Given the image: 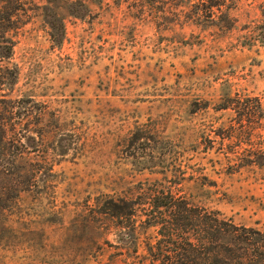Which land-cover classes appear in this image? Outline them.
Instances as JSON below:
<instances>
[{"label":"rangeland","instance_id":"rangeland-1","mask_svg":"<svg viewBox=\"0 0 264 264\" xmlns=\"http://www.w3.org/2000/svg\"><path fill=\"white\" fill-rule=\"evenodd\" d=\"M199 209L264 264V0H0V264H171Z\"/></svg>","mask_w":264,"mask_h":264},{"label":"trees","instance_id":"trees-1","mask_svg":"<svg viewBox=\"0 0 264 264\" xmlns=\"http://www.w3.org/2000/svg\"><path fill=\"white\" fill-rule=\"evenodd\" d=\"M168 209V226L171 230L167 231V236L171 240L181 241L179 232L181 226L185 227L186 224L179 225V221H187V218L181 217V212H176L179 207L175 204L168 206ZM196 216L199 219L196 244L188 242L187 250H184L181 244L171 250L168 257L173 262L171 264H175L177 260L182 264H243L242 256L234 257L232 240L239 238L237 237L239 233H247V231L221 220L219 214L207 212L204 209H199ZM252 235L260 240L264 239V234L260 232H252ZM178 251L186 252V255L179 254ZM181 257L184 258L180 259Z\"/></svg>","mask_w":264,"mask_h":264}]
</instances>
